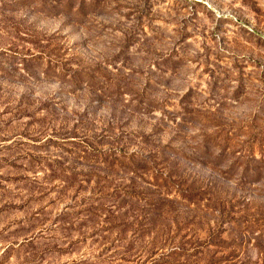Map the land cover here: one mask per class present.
<instances>
[{
  "label": "rangeland",
  "instance_id": "1",
  "mask_svg": "<svg viewBox=\"0 0 264 264\" xmlns=\"http://www.w3.org/2000/svg\"><path fill=\"white\" fill-rule=\"evenodd\" d=\"M0 264H264V0H0Z\"/></svg>",
  "mask_w": 264,
  "mask_h": 264
}]
</instances>
